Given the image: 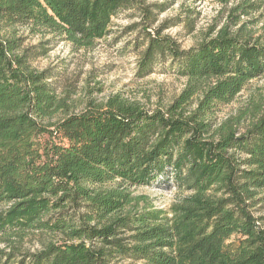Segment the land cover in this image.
Here are the masks:
<instances>
[{
    "label": "trees",
    "instance_id": "1",
    "mask_svg": "<svg viewBox=\"0 0 264 264\" xmlns=\"http://www.w3.org/2000/svg\"><path fill=\"white\" fill-rule=\"evenodd\" d=\"M150 1L0 0V264H264V106L214 125L264 76V44L232 30L264 0H242L188 49ZM124 14L145 41L137 75L168 65L185 88L164 109L117 94L71 113L31 65L47 48H25L17 27L92 48ZM161 179L180 194L169 209L133 196ZM31 235L40 248L18 250Z\"/></svg>",
    "mask_w": 264,
    "mask_h": 264
},
{
    "label": "rangeland",
    "instance_id": "2",
    "mask_svg": "<svg viewBox=\"0 0 264 264\" xmlns=\"http://www.w3.org/2000/svg\"><path fill=\"white\" fill-rule=\"evenodd\" d=\"M242 0H151L166 3L167 9L158 16V26L169 20L173 27L165 30L181 43L184 49L197 45L204 39L214 37L226 24L232 8ZM239 14L240 13H236ZM137 18H127V14L114 19L107 37L99 40L92 48H77L56 34L31 33L27 27H17L18 36L24 38V47H46L47 53L31 61L33 68L48 70L51 81L58 93L68 100L71 113L82 111L89 101L106 102L114 95L139 103L144 109L152 111L166 108L183 91L187 80L178 76L166 66H158L155 73L145 78L137 75V63L144 50L141 28L127 29ZM245 24L253 40L264 44V10L252 11L241 16L238 29ZM155 26V27H156ZM191 26L194 29L191 31ZM215 28V29H214ZM36 51V50H34ZM163 68H165L163 70ZM264 106V76L251 81L236 100L223 106L214 115V125H221L230 118H237L242 112ZM249 116L241 120L243 131ZM136 198H144L157 209H169L180 195L171 182L161 179L148 186L132 188ZM264 195V193L262 194ZM142 206V204H141ZM264 217V209L258 213ZM40 238L31 235L22 242H16L21 252L35 251L40 248ZM0 244V249H6Z\"/></svg>",
    "mask_w": 264,
    "mask_h": 264
}]
</instances>
